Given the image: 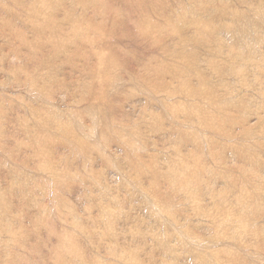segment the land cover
Wrapping results in <instances>:
<instances>
[{"label":"rangeland","instance_id":"1","mask_svg":"<svg viewBox=\"0 0 264 264\" xmlns=\"http://www.w3.org/2000/svg\"><path fill=\"white\" fill-rule=\"evenodd\" d=\"M0 264H264V0H0Z\"/></svg>","mask_w":264,"mask_h":264},{"label":"bare ground","instance_id":"2","mask_svg":"<svg viewBox=\"0 0 264 264\" xmlns=\"http://www.w3.org/2000/svg\"><path fill=\"white\" fill-rule=\"evenodd\" d=\"M59 48V47H58Z\"/></svg>","mask_w":264,"mask_h":264}]
</instances>
